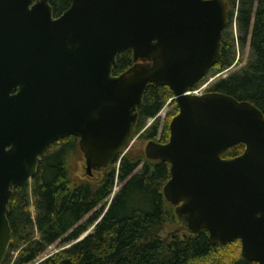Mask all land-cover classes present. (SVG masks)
<instances>
[{
  "label": "water",
  "instance_id": "95a60500",
  "mask_svg": "<svg viewBox=\"0 0 264 264\" xmlns=\"http://www.w3.org/2000/svg\"><path fill=\"white\" fill-rule=\"evenodd\" d=\"M49 1L0 0V264L12 189L67 136L78 137L88 176L122 157L149 84L168 87L177 106L167 142L143 149L169 164L163 197L190 232L239 240L243 259L264 264V116L223 93H189L220 57L228 3L70 0L54 17ZM126 49L133 64L113 75ZM238 143L241 154L220 156Z\"/></svg>",
  "mask_w": 264,
  "mask_h": 264
},
{
  "label": "trees",
  "instance_id": "16d2710c",
  "mask_svg": "<svg viewBox=\"0 0 264 264\" xmlns=\"http://www.w3.org/2000/svg\"><path fill=\"white\" fill-rule=\"evenodd\" d=\"M225 1L230 8L228 25L222 32L220 57L207 75L227 71L235 60L236 42H245L250 32L249 60L210 90L248 101L264 116V0ZM49 3L58 15L70 0ZM233 19L243 32L239 38L233 35ZM132 64V52L126 49L117 56L112 74L119 75ZM170 98L168 87L147 86L137 108L134 136L149 119L157 118ZM174 115L166 118L159 133L155 122L141 138L167 142ZM243 150L238 143L220 156L233 158ZM77 153L78 137L58 139L40 157L35 175L12 189L6 212L11 238L1 264H256L242 258L239 240L213 244L207 231L187 229L162 194L170 177L168 162L128 149L111 165L95 170L99 177L92 180L74 175L71 166ZM115 180L121 186L112 195ZM92 225V233L41 260L50 245L75 240Z\"/></svg>",
  "mask_w": 264,
  "mask_h": 264
},
{
  "label": "rangeland",
  "instance_id": "374dc122",
  "mask_svg": "<svg viewBox=\"0 0 264 264\" xmlns=\"http://www.w3.org/2000/svg\"><path fill=\"white\" fill-rule=\"evenodd\" d=\"M232 22H233L232 23L233 35L235 37H238V38L243 36V32L239 31L236 24L234 23V19ZM249 40H250V32L247 35L245 42L241 43L240 40L238 41V43L236 42V44H235L236 56H235V60L233 62L234 65H232L227 71H225L224 73H219L217 75L208 74L206 76V79L203 80L201 83V84H203V87H205V92H207L206 90L209 87H211V85L213 83L217 82L219 79H221L223 77H226L228 74L240 69L241 67H243L248 62V60H249ZM200 85H199V87H200ZM172 101H174L173 95H172V98H170L163 105L162 109L160 110V112L157 115V118L156 119H149L145 123L143 130L132 138L129 149L138 150V151L142 150L144 152L143 149H144V146L148 140H143L140 136V135H142L141 133H143V131L146 128H149L150 126L154 125L155 122L158 123V133L160 132V130L164 126V122H165L166 118H168L169 115H171V114L175 113V115H176V113H177V106L175 104V101L173 102L174 104H172ZM151 140L157 141L158 137L156 139H151ZM71 167L73 169L74 175L78 176L79 178H89V179L95 180L99 177V174H97V172H95V170L93 171L91 176L86 175L85 163H84V158L82 156V153H77V157L73 160ZM116 167H118V164ZM120 186H121L120 182L115 180L112 195L118 191ZM31 211H32V215H33V213H34L33 207H31ZM86 218H87V216L84 219H86ZM93 226L94 225L88 227L87 230H85L82 233L83 235L81 234L75 240H72L69 242H63L62 240H59V241L55 242L54 244L50 245L46 249V251L42 254L41 259L46 258L48 256H51L53 253H55V252H57L63 248L71 246L72 244H74L75 242H77L81 238H83L85 235L92 233ZM36 236H37V234H36Z\"/></svg>",
  "mask_w": 264,
  "mask_h": 264
},
{
  "label": "built area",
  "instance_id": "2783aa9c",
  "mask_svg": "<svg viewBox=\"0 0 264 264\" xmlns=\"http://www.w3.org/2000/svg\"><path fill=\"white\" fill-rule=\"evenodd\" d=\"M204 92H205V87H203V84H201L200 87L198 86L191 91V93L196 94V95H200Z\"/></svg>",
  "mask_w": 264,
  "mask_h": 264
},
{
  "label": "flooded vegetation",
  "instance_id": "af4514ba",
  "mask_svg": "<svg viewBox=\"0 0 264 264\" xmlns=\"http://www.w3.org/2000/svg\"><path fill=\"white\" fill-rule=\"evenodd\" d=\"M69 4H70V3H69ZM64 10H65V9H64ZM64 10H63V11H64ZM63 11H62V12H63ZM62 12H61V13H62ZM59 14H60V13H59ZM59 14H58V15H59ZM58 15H54V14H53L54 17H56V16H58ZM210 89H211V88L209 87V88L207 89V92H212ZM150 140H151V139H150ZM157 141L159 142V140H157Z\"/></svg>",
  "mask_w": 264,
  "mask_h": 264
},
{
  "label": "bare ground",
  "instance_id": "6f19581e",
  "mask_svg": "<svg viewBox=\"0 0 264 264\" xmlns=\"http://www.w3.org/2000/svg\"><path fill=\"white\" fill-rule=\"evenodd\" d=\"M83 235V234H82Z\"/></svg>",
  "mask_w": 264,
  "mask_h": 264
}]
</instances>
